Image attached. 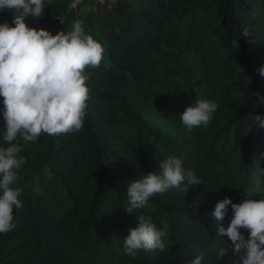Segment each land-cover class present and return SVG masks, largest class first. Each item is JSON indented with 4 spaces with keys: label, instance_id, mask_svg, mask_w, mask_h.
<instances>
[{
    "label": "trees",
    "instance_id": "1",
    "mask_svg": "<svg viewBox=\"0 0 264 264\" xmlns=\"http://www.w3.org/2000/svg\"><path fill=\"white\" fill-rule=\"evenodd\" d=\"M12 19L0 11V22ZM77 19L105 48L85 69L84 126L20 141L22 207L0 233V264H185L201 254L203 264H239L242 251L211 213L225 196L264 195V127L251 121L264 113L255 95H264V0H95L80 12L48 2L27 23L55 34ZM201 98L218 109L207 127L189 130L180 112ZM3 123L0 112V133ZM170 155L202 184L156 193L128 213L131 180ZM139 215L164 229V250L125 252Z\"/></svg>",
    "mask_w": 264,
    "mask_h": 264
},
{
    "label": "clouds",
    "instance_id": "2",
    "mask_svg": "<svg viewBox=\"0 0 264 264\" xmlns=\"http://www.w3.org/2000/svg\"><path fill=\"white\" fill-rule=\"evenodd\" d=\"M47 3L0 0V11L13 13L11 22H0V97L4 105L0 109L4 121L0 133V233L15 227L14 209L22 207L23 189L18 181L26 158L20 141L35 142L43 133L59 135L82 129L89 99L85 69L98 67L105 55L102 42L85 30L82 20L73 21L70 30L55 34L44 27L29 26L27 21L44 15ZM248 34L245 29L244 36ZM239 40L233 41L238 47ZM258 71L264 76V65ZM255 95L257 104L264 103V95ZM217 109L215 100L196 99L180 112L181 122L189 130L207 127ZM251 121L264 127V113L255 114ZM158 169L131 180L125 208L128 213L143 208L156 193L202 184V178L185 167L181 156L159 160ZM229 205L231 218L225 223ZM211 215L218 222L219 235L232 242L234 251H242L239 264H264V195L256 198L247 192V198L239 203L225 196ZM242 228L248 230L247 238ZM165 235L163 228L139 215L123 237L124 250L132 257L142 249L164 250ZM185 264H203V255Z\"/></svg>",
    "mask_w": 264,
    "mask_h": 264
},
{
    "label": "rangeland",
    "instance_id": "3",
    "mask_svg": "<svg viewBox=\"0 0 264 264\" xmlns=\"http://www.w3.org/2000/svg\"><path fill=\"white\" fill-rule=\"evenodd\" d=\"M93 1L95 0H48V2L58 3L66 12L85 11L91 7V3H93ZM55 19L62 21L63 17L56 15ZM55 29L56 31H60L59 26Z\"/></svg>",
    "mask_w": 264,
    "mask_h": 264
}]
</instances>
